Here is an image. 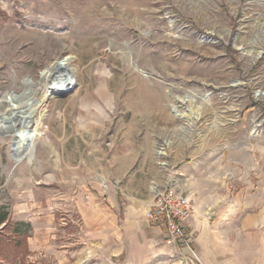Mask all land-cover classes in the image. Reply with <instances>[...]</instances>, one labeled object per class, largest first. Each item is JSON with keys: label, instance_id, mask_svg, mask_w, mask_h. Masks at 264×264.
Here are the masks:
<instances>
[{"label": "rangeland", "instance_id": "rangeland-1", "mask_svg": "<svg viewBox=\"0 0 264 264\" xmlns=\"http://www.w3.org/2000/svg\"><path fill=\"white\" fill-rule=\"evenodd\" d=\"M0 116V264H177L107 247L169 188L264 238V0H0Z\"/></svg>", "mask_w": 264, "mask_h": 264}, {"label": "crops", "instance_id": "crops-1", "mask_svg": "<svg viewBox=\"0 0 264 264\" xmlns=\"http://www.w3.org/2000/svg\"><path fill=\"white\" fill-rule=\"evenodd\" d=\"M153 181L150 179L149 184ZM148 187L145 186V189L149 190ZM156 193L149 191L145 199H133L134 205L126 208L125 213L130 215L129 223L125 225L127 239L123 244L120 243L119 249L115 244L118 242L115 241L117 224L110 225L114 231L113 237L110 235V245H107L110 257L126 253L131 261L156 253H167L181 258L177 264H264V238L259 218L254 214L237 217L236 212L229 209H220L210 219L206 208L196 207L194 216L187 224V231L193 241L174 243L172 248L168 247L164 226L151 224L143 216L136 217L144 215ZM227 215L231 217L226 219ZM93 242L100 247H106L107 244L106 240Z\"/></svg>", "mask_w": 264, "mask_h": 264}, {"label": "built area", "instance_id": "built-area-1", "mask_svg": "<svg viewBox=\"0 0 264 264\" xmlns=\"http://www.w3.org/2000/svg\"><path fill=\"white\" fill-rule=\"evenodd\" d=\"M194 213L191 198L184 191L169 188L155 194L144 211V218L151 224L164 226L169 243H190L193 238L187 231V224Z\"/></svg>", "mask_w": 264, "mask_h": 264}, {"label": "bare ground", "instance_id": "bare-ground-1", "mask_svg": "<svg viewBox=\"0 0 264 264\" xmlns=\"http://www.w3.org/2000/svg\"><path fill=\"white\" fill-rule=\"evenodd\" d=\"M93 10H94V7H93ZM67 64H68V58H66V57L58 58L54 62H52V64L47 68L46 72L50 71L51 69L52 70L53 69H61L63 66H66ZM68 70H70V69H68ZM60 75H61V77H59V79L52 80L51 83L48 84L47 88H45V94H43V96H42V98L40 99V102H39L40 106L42 105V101L47 96L48 90L50 88L56 89L58 87L68 86L75 79V76L73 74H70L69 72L60 73ZM38 106H37V108H38ZM19 110H20L19 104H17V106L11 105V108L9 109L10 114H14L16 111H19ZM179 115L181 116L182 114H179ZM3 119H4V117H3ZM15 132H18V134H19L18 150L19 151H24L25 152L24 155H25L27 153L28 148L30 147V140H31L32 134L26 130V126L23 125L21 120L18 121V126H16V131Z\"/></svg>", "mask_w": 264, "mask_h": 264}, {"label": "trees", "instance_id": "trees-1", "mask_svg": "<svg viewBox=\"0 0 264 264\" xmlns=\"http://www.w3.org/2000/svg\"><path fill=\"white\" fill-rule=\"evenodd\" d=\"M5 218L0 217V223L4 222Z\"/></svg>", "mask_w": 264, "mask_h": 264}]
</instances>
